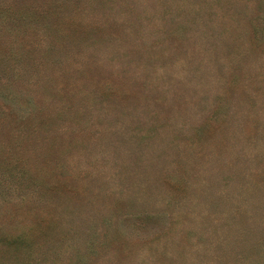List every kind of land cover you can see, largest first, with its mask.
<instances>
[{"label": "rangeland", "instance_id": "rangeland-1", "mask_svg": "<svg viewBox=\"0 0 264 264\" xmlns=\"http://www.w3.org/2000/svg\"><path fill=\"white\" fill-rule=\"evenodd\" d=\"M37 3L45 264H264V0Z\"/></svg>", "mask_w": 264, "mask_h": 264}, {"label": "trees", "instance_id": "trees-1", "mask_svg": "<svg viewBox=\"0 0 264 264\" xmlns=\"http://www.w3.org/2000/svg\"><path fill=\"white\" fill-rule=\"evenodd\" d=\"M39 15L37 0H0V264H45L53 249L52 205L37 198L28 143L37 142Z\"/></svg>", "mask_w": 264, "mask_h": 264}]
</instances>
